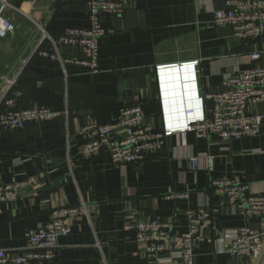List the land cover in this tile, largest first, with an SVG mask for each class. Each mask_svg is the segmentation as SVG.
Wrapping results in <instances>:
<instances>
[{"label":"crops","instance_id":"1","mask_svg":"<svg viewBox=\"0 0 264 264\" xmlns=\"http://www.w3.org/2000/svg\"><path fill=\"white\" fill-rule=\"evenodd\" d=\"M9 1L19 10L5 13L16 30L0 39V72L9 79L18 77L20 107L47 106L67 114L0 133V183H31L15 204L2 207L0 247L24 246L28 229L46 222L52 208L84 200L95 205L93 219L74 222L54 261L30 264H169L171 252L149 257L123 225L137 216L160 217L172 234L183 233L188 224L185 206L165 196L190 191L191 205L215 210L213 224L202 232L196 264H256L255 258L232 255L226 247L242 226L264 228V220L241 215L228 198L214 194L211 181L240 174L249 192L264 193V133L228 142L177 133L143 163L119 164L107 150L85 153L80 127L115 121L124 106L136 103L142 104L146 118L157 117L156 65L200 60V94L220 92L229 74L256 64L248 54L264 51V37L236 39L229 26L215 24V11L226 8L225 0H131L123 15L105 18V26L115 32L101 39L100 71L92 74L83 65L38 52L45 32L59 37L70 27L89 24L85 3ZM61 55L83 57L79 49L66 46ZM258 64L264 66V54ZM4 94L0 83V103ZM256 111L264 112V103ZM196 155L201 160L193 170L191 157ZM207 155L214 157L212 169Z\"/></svg>","mask_w":264,"mask_h":264},{"label":"built area","instance_id":"2","mask_svg":"<svg viewBox=\"0 0 264 264\" xmlns=\"http://www.w3.org/2000/svg\"><path fill=\"white\" fill-rule=\"evenodd\" d=\"M61 1L85 3L89 10V24L70 27L59 37H52L45 32L41 46L45 42L47 45L39 48L40 56L61 63L83 65L90 73H98L101 39L115 32L105 26L104 20L108 16L123 15L131 0ZM225 5L226 8L215 11V24L229 26L236 39L257 40L264 37V0H225ZM9 8L17 7L9 0H0V39L12 36L16 30L15 23L5 15ZM65 46L79 49L83 57L64 59L61 49ZM263 54V50L250 52L249 59L256 64L229 74L223 81L224 90L205 96L200 94L198 83L200 60L156 65L160 100L157 117L146 118L142 104L136 103L124 106L115 121L83 124L80 132L85 139L84 152L92 156L107 150L119 164H138L146 161L153 153L162 151L167 140L177 133L192 132L197 138L216 136L224 142L262 135L264 112H253V109L264 103V66L258 64ZM173 70L179 73V84L176 87L178 94L165 95L164 92L171 90L173 85L167 87L161 77ZM0 83L5 85V94L0 103V133L22 130L31 123L54 121L67 114L47 106L21 108L23 92L16 88L18 77L9 79L0 72ZM207 99L214 100L211 115H208ZM176 100L182 101L179 111L183 114L179 116L171 115L169 111V106L174 105ZM206 157L212 169L214 157ZM200 160V155L191 157L193 170L197 169ZM30 185L29 180L0 183V215L3 205L15 204L21 189ZM211 187L215 195L228 198L247 219L264 220V193L249 192L240 174L217 177L211 181ZM165 198L185 206L188 221L186 231L172 234L167 221L160 217L146 216L126 221L123 228L133 231L141 250L151 258L169 251L174 257L169 264H196L202 232L213 224L215 210L208 206L191 205L190 191H172ZM94 212L95 205L84 200L74 206L58 205L52 208L46 222L28 229L24 246L14 249L0 247V264L54 261L62 246L61 239L70 236L74 222L85 216L92 220ZM226 251L232 255L253 257L255 260L262 255L259 264H264V228L249 223L242 226L227 245Z\"/></svg>","mask_w":264,"mask_h":264},{"label":"bare ground","instance_id":"3","mask_svg":"<svg viewBox=\"0 0 264 264\" xmlns=\"http://www.w3.org/2000/svg\"><path fill=\"white\" fill-rule=\"evenodd\" d=\"M178 76H179L178 71L177 70H173L169 74H164V76L161 77L162 82L165 83V85L167 87H169V86L172 87V85H173V88L171 90H168V91L164 92L165 95H168V94H171V95L175 94L176 95V94H178L176 92V87L179 84ZM194 93L197 94V90H195ZM169 107H170L169 111H170L171 115L179 116V115L183 114V113H180V111H179V109L182 107V101L176 100L174 102V105L171 104Z\"/></svg>","mask_w":264,"mask_h":264},{"label":"water","instance_id":"4","mask_svg":"<svg viewBox=\"0 0 264 264\" xmlns=\"http://www.w3.org/2000/svg\"><path fill=\"white\" fill-rule=\"evenodd\" d=\"M207 109H208V115L212 114V109L214 108V100L213 99H207L205 101ZM262 255H260V257L256 260V264H259L260 259H261Z\"/></svg>","mask_w":264,"mask_h":264},{"label":"trees","instance_id":"5","mask_svg":"<svg viewBox=\"0 0 264 264\" xmlns=\"http://www.w3.org/2000/svg\"><path fill=\"white\" fill-rule=\"evenodd\" d=\"M46 45H47V42H45V43L41 46V48H44ZM21 108H22V107H21Z\"/></svg>","mask_w":264,"mask_h":264}]
</instances>
